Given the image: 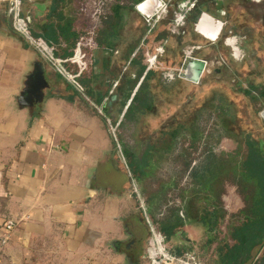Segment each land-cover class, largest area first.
<instances>
[{"label": "crops", "instance_id": "1", "mask_svg": "<svg viewBox=\"0 0 264 264\" xmlns=\"http://www.w3.org/2000/svg\"><path fill=\"white\" fill-rule=\"evenodd\" d=\"M80 1L91 0H24L20 8L30 33L60 48L74 37L65 39L59 27L74 17L85 23L77 14ZM139 1L106 3L107 22L98 28L91 69L82 79L86 95L72 89L10 29L5 0H0V224L6 219L16 222L0 247V264H151L147 230L105 122H119L127 105L129 99L121 101L122 76L133 74L134 66L126 68L133 52L143 43L161 47L169 36L168 18L146 30L136 8ZM158 1L173 2L178 11L180 3L193 2L185 21L203 11L196 0ZM208 40L207 45L214 41ZM129 48L133 52L127 54ZM39 64L37 94L31 85ZM200 159L194 166L193 159L187 164L189 180L183 187L180 178L171 187H179L178 205L166 218L182 223L166 241L173 254L186 251L195 256L191 249L198 242L200 247L209 245V256L216 258V240L208 242L202 225L184 215L188 198L179 193L205 176L207 162ZM145 200L155 216L161 198L155 203ZM243 206L244 201L235 212L228 211L233 213H228L231 220H225L221 239ZM180 230L185 239L178 236Z\"/></svg>", "mask_w": 264, "mask_h": 264}, {"label": "trees", "instance_id": "2", "mask_svg": "<svg viewBox=\"0 0 264 264\" xmlns=\"http://www.w3.org/2000/svg\"><path fill=\"white\" fill-rule=\"evenodd\" d=\"M234 4L239 5L240 8L236 9ZM221 6L232 27L237 29L253 28L260 37L264 38V0L251 3L245 0H223ZM148 12L145 10L143 13L151 14ZM107 18V12H105L94 29V48L97 47L98 28L101 23L107 22ZM254 21L258 22L256 29L252 25ZM145 25L148 32L153 27L146 23ZM199 27L209 35L215 34L213 27L209 25L203 24ZM59 28L62 33H65V39L73 36L74 41L66 40V44L61 42L62 47L60 48L55 42L48 45L54 53L62 58L70 57L73 55L78 39L85 34V23L80 17L77 19L74 17ZM39 38L46 43L44 38ZM221 38L220 36V39L216 41L215 54L213 59L209 60L210 64L213 62L212 64L221 66L220 60H224L221 54L225 52V48ZM202 42L203 40L199 38L193 39L189 30L180 28L179 34L169 35L165 38L161 45L162 51L156 55L154 64L150 66H147L145 59L154 49L147 53L145 43L140 44L134 52L133 48H129L127 54L132 52L133 54L128 59L126 68L134 66L135 69L132 75L129 73L122 76L124 91L121 94V101L124 104L127 99L129 100L115 129V141L112 139V145L115 151L116 143L119 145L129 171L134 179L139 180L143 175L142 165H145L146 161L142 156L138 157L135 150L125 142L124 136L119 130L124 123H148L150 129L148 136L154 135V137L150 139L147 148H145L146 155L147 152L157 155L169 151L177 137L180 136L179 134L189 133L195 137L196 129H193L195 126L188 121V117L196 118L203 110L209 109L216 112L220 127L226 134L233 135L244 132V137L240 139L244 147L241 159L238 160L235 154L227 153L212 158L208 157L205 176L198 180L197 185L190 189L186 195L188 200L184 205V215L200 223L207 236L219 229L225 214L218 206L214 186L221 178L230 177L243 195L244 206L236 212L235 220L228 225L227 237L221 239L213 234L207 238L208 242L216 240L214 264H264V141L252 132L253 125L257 124L255 112L248 113L250 116L249 127H241L238 119L239 113L237 114L235 111L229 113L230 107L236 106L234 100L236 96L254 98L251 95L252 92L262 95L264 79L253 76L244 88L239 86L233 88L234 79L226 81L220 77V73L213 75L219 76V79L208 78L207 75H204L205 77H202L195 85L180 78L166 82L162 78L163 73L176 70L182 60L183 47L198 45V49L193 51V56L202 58L204 54L202 47L205 45ZM208 64L207 62L206 65ZM66 65L74 72L72 63H66ZM216 68H214L215 73L220 71ZM208 71L209 67H206L204 74ZM87 75L85 72H76L74 76L75 81L86 95L88 94L82 79ZM237 82H235L236 85ZM117 83L120 84V79ZM101 100L102 96L97 99V102ZM209 194L212 197L210 201H208ZM166 214L155 219L149 213L153 225L165 240L168 239L173 229L182 223L180 221L170 223ZM186 253L188 252H174L178 256H183Z\"/></svg>", "mask_w": 264, "mask_h": 264}, {"label": "rangeland", "instance_id": "3", "mask_svg": "<svg viewBox=\"0 0 264 264\" xmlns=\"http://www.w3.org/2000/svg\"><path fill=\"white\" fill-rule=\"evenodd\" d=\"M196 1H200L198 8L203 9V11L197 12V15L196 17H194V19H191V14L188 15L189 19L187 21L184 20V17L182 23L178 25V28H185L189 30L193 39L196 37L197 39L199 38L203 40L202 43H204L205 45L204 47H202V50L204 51L202 58H204L209 64L203 68L200 75L196 76L195 79L188 77L191 82H187L195 85L202 77H205L204 75H207L208 78L213 77L219 79V76L215 77L213 75L220 73V77H222L226 81L228 79H234L233 88H236L237 86H239L240 88H244L246 87L248 82L252 80L251 78L253 76L259 79H264V38L260 37L259 33L255 32L253 28L237 29L235 27H232L228 23L226 13L221 6L223 0ZM245 1L249 3L256 2L255 0ZM161 3L163 6L162 1ZM200 3L202 4L200 5ZM164 4L165 5L163 7L161 6L160 8H158V17L155 18L154 23L164 17L170 19L169 25L171 26V24L174 22L175 17L179 14V11H176L177 7L173 4V2L170 3V1H168L167 3L164 2ZM157 6L158 0H143L142 2H140L138 9L142 12L147 10L149 11L148 13H152L154 8ZM234 7L236 9L240 8L239 5L236 4H234ZM219 8L220 13L216 11ZM202 13L204 14L201 16ZM186 15L187 14L185 13V16ZM212 19L222 22L220 29L218 23H214ZM195 24H197L196 29L198 33L193 30ZM203 24L213 27L215 34L209 35L202 29H200L199 26ZM252 25L253 27L255 26L254 28L256 29L258 22L254 21ZM218 30L219 34L216 38L215 35L217 34ZM220 36L222 37L221 41L225 48V52L221 54L222 58L224 59L220 60L221 66L220 64H212L213 62L210 64V61L213 59V55L215 54L214 50L215 44L217 45L216 41L220 39ZM205 37H208L209 39H216H214V41H210L213 43L207 45V43H209V40ZM228 37H234V39L236 40V45L239 49V55L236 58L230 55L229 46H227V44L225 43V40ZM157 47L155 46V48ZM146 49L147 53L153 51V48L150 47V45H147ZM206 67H209V71L204 74V69ZM214 68L220 71L217 70L218 72L215 73L216 70ZM192 70L193 68L190 67V69H186L185 72L190 75L192 74ZM235 82H237V85ZM251 95L254 96V98H249L248 96H236V98L234 99L236 106L234 105L233 107H230L229 113H232L234 111L237 112V114L239 113L238 119L240 121L241 127H249L250 116H248V113L255 112L257 124L256 126L253 125L252 132L264 141V118L259 114V112L264 109V93L262 95H259L256 92H252ZM177 118H179V116H177ZM188 121L195 126L193 129H196V136L192 137L189 133L179 134L180 136L177 137V140L169 151L157 155H152L148 152L146 155V153H144L145 148H147L148 146V142L151 138L154 137V135L148 136V134H150L148 123H124L123 126L119 129L124 136L125 142L135 150L138 157L142 156L146 161V164L142 165L141 169L143 175H141L139 180L135 179L137 187L139 188V191L144 199L148 197V199H150L152 203H155L158 199L161 198L163 202L166 199V191L173 187L179 178L181 179L187 167V164L191 159L197 162L198 159L201 158L200 160L202 161L203 159V162L205 161L204 163H206L208 157L211 156L212 158L214 156L220 155V153H222L223 151L227 154H235L238 160L242 158L244 147L240 142V139L244 137V132L237 134L234 133L233 135L230 133L226 134L220 127V121L218 120L215 111L209 109L203 110L196 118L189 116ZM202 178H200L199 180H201ZM214 188L218 206L225 215L227 213V217H225L220 222L219 229L211 232V234L209 235L214 234L220 237L223 233L222 227L223 225H225V220H231V217L228 215V211L235 212L239 206L243 205V195L242 193H240L238 186L234 184L230 177H224L222 179V184H220V180L216 182ZM188 192L189 189L183 188L179 191L182 198L183 196L185 197ZM211 199L212 197L209 194L208 201H210ZM144 209L147 211V213H149V208L146 200ZM164 243L169 249L166 240L164 241ZM209 248V245L207 247H200L198 245V242H196L195 247L191 249L193 254H195L194 259L202 264H214L215 258L209 256Z\"/></svg>", "mask_w": 264, "mask_h": 264}, {"label": "built area", "instance_id": "4", "mask_svg": "<svg viewBox=\"0 0 264 264\" xmlns=\"http://www.w3.org/2000/svg\"><path fill=\"white\" fill-rule=\"evenodd\" d=\"M24 0H5V10L4 15L8 22L10 29L18 34L23 41L31 47L39 56L41 61L47 65L54 73L58 74L61 79H63L72 89L81 93L82 90L80 85L74 79L76 72L88 74L91 65H92V52L94 49V29L96 25H98L100 18L105 15V5L109 0H91L89 2L80 1L77 5V14L85 19V34L82 38H79L74 48L73 55L70 57L59 58L56 57L52 48L44 43L40 38L33 36L26 22L25 17L21 13V2ZM143 1V0H141ZM140 1V2H141ZM258 1V0H255ZM139 2V3H140ZM163 6L168 1H162ZM138 3V4H139ZM193 5V2H182L179 4V14L175 17L174 22L169 27V35H175L180 33V29L178 25H180L185 17V13L187 10ZM162 6L161 1H158V6L154 8L151 14L147 15L137 10L141 13L143 20L146 24L150 26L153 25L155 18L158 17V8ZM162 6V7H163ZM214 23H218L219 29L221 27L222 22L218 20H213ZM194 29L196 30V24L194 25ZM219 34V30L215 37L217 38ZM206 38V37H205ZM216 38L210 39L214 40ZM209 39V38H206ZM227 46H229L230 55L236 58L239 55V49L236 45V40L234 37H228L225 40ZM198 45H188L183 47L182 49V60L179 66L175 71H166L163 73V79L167 81H171L175 78L184 79L186 81H190L187 73L185 72L186 66L189 62L196 61L200 64L201 69L198 71V75L202 72L203 68L206 66L207 61L204 58H197L193 56V51L198 49ZM162 51L161 47H157L154 49V52L148 54L146 56L147 66L153 65L155 62V57ZM66 63H72L74 72H72ZM75 73V74H74ZM191 82V81H190ZM197 83V82H195ZM98 113H101L100 109H96ZM261 116V115H260ZM262 117V116H261ZM106 128L108 133L111 135L112 139L115 141V129L117 127L118 122L111 123L107 118H105ZM116 153L118 158H120V162L123 168L126 170V174L129 181V190L130 194L134 197L136 208L139 210L140 215L142 217L143 223L147 230L149 249H152V256L150 257L151 264H200L199 261L195 260L194 256L190 253H186L183 256H177L171 253L166 244L164 243V236L155 228L152 223V219L150 218L149 213L144 209L145 199L141 195L139 188L135 182L134 177L129 171L125 159L122 155L121 149L119 145L116 143ZM197 162L192 160L191 165H195ZM189 180V170L183 174L180 179L179 186L183 187ZM179 187L170 188L166 192V199L160 204L159 208L155 213V219H159L163 217L171 208H174L178 205V194ZM181 215V214H180ZM16 222L12 219H6L0 224V247L3 246L12 229L14 228ZM165 244V245H164Z\"/></svg>", "mask_w": 264, "mask_h": 264}, {"label": "water", "instance_id": "5", "mask_svg": "<svg viewBox=\"0 0 264 264\" xmlns=\"http://www.w3.org/2000/svg\"><path fill=\"white\" fill-rule=\"evenodd\" d=\"M140 4V3H139ZM139 4H137V8L139 6ZM193 68V70L191 71L192 74H187L188 77L192 78V79H195L197 74H198V71L201 69V66L198 62L196 61H192V62H189L186 66V69H190ZM41 64L37 65V70L33 73L32 75V88L33 89H36V93L38 94V90H37V86H38V82H39V79H40V74H41ZM259 114L264 118V109H262ZM178 236L181 238V239H185L184 237V232L183 231H178Z\"/></svg>", "mask_w": 264, "mask_h": 264}, {"label": "bare ground", "instance_id": "6", "mask_svg": "<svg viewBox=\"0 0 264 264\" xmlns=\"http://www.w3.org/2000/svg\"><path fill=\"white\" fill-rule=\"evenodd\" d=\"M203 14H204V13H202L201 16H202ZM200 18H201V17H200ZM197 23H198V22H197ZM196 27H197V24H196ZM196 31H197V29H196Z\"/></svg>", "mask_w": 264, "mask_h": 264}]
</instances>
